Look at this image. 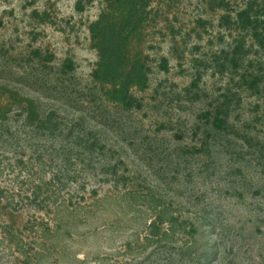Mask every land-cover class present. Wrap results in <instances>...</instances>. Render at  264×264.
I'll use <instances>...</instances> for the list:
<instances>
[{"label":"rangeland","instance_id":"374dc122","mask_svg":"<svg viewBox=\"0 0 264 264\" xmlns=\"http://www.w3.org/2000/svg\"><path fill=\"white\" fill-rule=\"evenodd\" d=\"M257 33L264 0H0V264L141 260L159 215L211 264H264ZM139 61L129 108L114 92Z\"/></svg>","mask_w":264,"mask_h":264},{"label":"trees","instance_id":"16d2710c","mask_svg":"<svg viewBox=\"0 0 264 264\" xmlns=\"http://www.w3.org/2000/svg\"><path fill=\"white\" fill-rule=\"evenodd\" d=\"M248 13L244 12L241 14L242 22L245 26L249 27L252 25ZM100 29L93 27V36L95 39L99 35L98 33ZM118 34V33H117ZM255 37L259 44L264 47V39L260 36V34H256ZM127 37H121L120 35H115L113 38L106 39L104 41V47L102 51V55L105 59L112 58L114 63L104 64L100 67L101 74L104 76L103 80L106 82L116 83L118 76L121 73V69L126 66L128 63L124 54L113 51V46L115 44H125L127 43ZM117 42V43H116ZM166 68V66H165ZM145 66L142 62H137L134 66V72L130 74L131 79H127V81L114 92V98L116 101L122 103L126 107L133 108V98L130 96V82L133 80H137L140 85L147 84V77L144 74ZM137 108H141L140 105H137ZM32 116L36 118L35 113H32ZM3 198V192L0 188V202ZM167 224L164 216L159 215L156 221L152 222L149 225V233L145 237V242L139 244V246L147 252L149 249L151 251L147 253L148 255L141 260H134L132 262H124V263H114V264H211L212 261V252L210 251H202L198 253L195 250L194 244H187L185 247L178 248L175 246L176 244V236L180 232L186 231V223L180 222L178 219L173 218L171 222H169V227L164 229V225ZM35 230V229H32ZM46 231L52 233L50 228H46ZM196 230L194 227L188 234L194 236ZM12 236H15L14 233H10ZM54 234V233H52ZM53 237V236H52ZM54 237H56L54 235ZM22 240V239H21ZM22 242V241H21ZM134 246L132 243L128 244V250H133ZM136 247V246H135ZM22 254L26 257V264H32L33 258H36L38 253L35 256L30 257L29 250H26L25 247L21 248ZM140 259V258H138ZM102 264H112L108 262L106 258L103 259Z\"/></svg>","mask_w":264,"mask_h":264}]
</instances>
